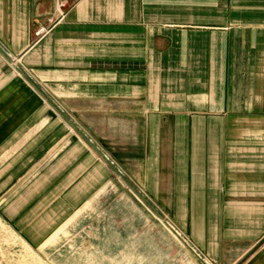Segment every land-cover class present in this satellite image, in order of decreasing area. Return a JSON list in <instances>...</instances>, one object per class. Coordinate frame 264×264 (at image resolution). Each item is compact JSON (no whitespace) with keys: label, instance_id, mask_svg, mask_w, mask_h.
I'll return each mask as SVG.
<instances>
[{"label":"crops","instance_id":"crops-1","mask_svg":"<svg viewBox=\"0 0 264 264\" xmlns=\"http://www.w3.org/2000/svg\"><path fill=\"white\" fill-rule=\"evenodd\" d=\"M0 42V204L32 245L115 168L171 199L194 264H264V0H70L62 18L53 0H0ZM131 214L130 251L163 250L166 230L141 210L135 234Z\"/></svg>","mask_w":264,"mask_h":264},{"label":"rangeland","instance_id":"rangeland-1","mask_svg":"<svg viewBox=\"0 0 264 264\" xmlns=\"http://www.w3.org/2000/svg\"><path fill=\"white\" fill-rule=\"evenodd\" d=\"M0 49L4 50L1 42ZM9 63L14 70L17 66H23L14 56L10 57ZM24 70V73L19 70L16 75L38 95L44 105L65 120L62 106L52 105L40 81L27 68ZM103 156L107 159L105 154ZM122 174L125 176V171L112 169V175L117 181H113L112 185L83 205L80 212L55 233L57 238L51 243L48 242L55 234L41 245H32L21 231L5 220L0 204V264H130V261H133L132 264H160V259L163 264H194L197 263V257L205 260L200 251L195 252L196 258L193 257L189 253L192 252L191 248L181 243L183 237L180 239L177 233H173L175 229L186 235L171 219L168 214L170 211L165 209L167 205L174 204L171 199L166 201L163 192L160 196L145 193L141 186L144 182L126 181L125 177L121 179ZM164 186L171 189L169 184ZM141 210L146 211L150 217L151 226H146L147 229L154 231L161 227L166 230L167 246L163 245V250L139 248L130 251V213L132 211L131 215L136 217L134 232L136 229L142 233L144 227L140 223L143 221L137 214ZM186 237L189 239L188 235ZM177 242L184 249L181 250L180 245L176 247ZM146 245L144 243L143 248Z\"/></svg>","mask_w":264,"mask_h":264},{"label":"built area","instance_id":"built-area-1","mask_svg":"<svg viewBox=\"0 0 264 264\" xmlns=\"http://www.w3.org/2000/svg\"><path fill=\"white\" fill-rule=\"evenodd\" d=\"M53 1H54V3H55V11H56V13H57V16H58L59 18L64 17V16L66 15V13H67L69 7H70V0H53ZM44 30H45V29L42 28V30L37 31V32H36V35H37V36L41 35V33H42ZM171 223H172V222H170V225H172ZM173 230L175 231V232H173V233H175V234L177 233L180 237H181V236L183 237V239H182V237L180 238V239H182L181 243H182L183 245L190 247V248H191L194 252H196V253L198 252L197 249L194 248V246L192 245V242L186 237L185 234H183V233H181V232H178V231L175 230V229H173ZM170 231H171V230H170Z\"/></svg>","mask_w":264,"mask_h":264}]
</instances>
